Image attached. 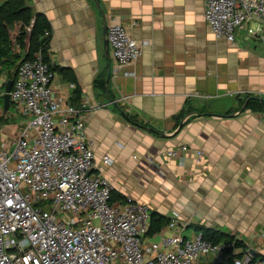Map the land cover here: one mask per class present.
Here are the masks:
<instances>
[{
    "label": "crops",
    "instance_id": "obj_1",
    "mask_svg": "<svg viewBox=\"0 0 264 264\" xmlns=\"http://www.w3.org/2000/svg\"><path fill=\"white\" fill-rule=\"evenodd\" d=\"M97 1L26 0L51 24L53 88L88 106L86 133L96 157L126 159L136 150L133 158L169 166L192 184L197 206L224 217L215 221L219 229L264 256V110L238 113L247 98L264 99V26L247 24L231 44L206 23L205 0ZM113 23L148 42L136 64H116L105 33ZM101 78L103 87L96 85ZM182 143L191 148L184 166L165 157ZM107 174L114 189L126 191L109 168Z\"/></svg>",
    "mask_w": 264,
    "mask_h": 264
},
{
    "label": "built area",
    "instance_id": "obj_2",
    "mask_svg": "<svg viewBox=\"0 0 264 264\" xmlns=\"http://www.w3.org/2000/svg\"><path fill=\"white\" fill-rule=\"evenodd\" d=\"M204 19L217 38L236 44L239 29L264 26V0H205ZM107 40L118 66L136 64L148 44L123 23L108 26ZM53 77L39 49L20 63L10 91L12 113L24 120L14 136L0 137V264H199L222 261L229 250L241 252L233 264H264L253 247L237 246L239 237L208 239L179 210L150 234L152 207L113 199L107 169L114 157H96L86 102L58 95ZM9 79L0 74V102ZM190 152L182 143L165 157L184 166ZM203 157L196 151L197 160ZM189 227L195 231L187 236ZM259 237L264 240V231Z\"/></svg>",
    "mask_w": 264,
    "mask_h": 264
},
{
    "label": "rangeland",
    "instance_id": "obj_3",
    "mask_svg": "<svg viewBox=\"0 0 264 264\" xmlns=\"http://www.w3.org/2000/svg\"><path fill=\"white\" fill-rule=\"evenodd\" d=\"M6 0H2V3ZM20 31L30 32V26H13L10 36L13 39V51L19 54V58H23L25 48L18 49V45H14L15 38ZM264 47V43L261 44ZM17 62L12 70H15ZM3 106V100L0 102ZM15 107L10 104L8 111L4 112L0 107V137H12L18 131L24 118L19 114H13ZM134 150L129 158H118L114 156L115 163L110 167V175L114 180H119L126 191L122 193L127 199H135L147 203L157 212L166 214L172 210H179L184 218L188 217L194 224L207 226L206 224L219 229L215 223L223 221L224 217H216L210 212L206 206H197L195 202L196 193L191 183H183L179 175L173 174V169L169 166L162 165L158 161H152L147 156L140 155V158H133ZM153 162V163H152ZM113 180V181H114ZM198 197V196H197ZM204 218H198V215ZM196 215V217H194ZM204 220V221H203ZM225 231L224 229L220 228ZM195 231L193 227H189L186 235H191ZM208 262L200 264H215L212 259ZM205 262V261H204ZM218 263V262H216Z\"/></svg>",
    "mask_w": 264,
    "mask_h": 264
},
{
    "label": "trees",
    "instance_id": "obj_4",
    "mask_svg": "<svg viewBox=\"0 0 264 264\" xmlns=\"http://www.w3.org/2000/svg\"><path fill=\"white\" fill-rule=\"evenodd\" d=\"M16 23H21L22 26H30L31 31L26 33L25 31H20L17 35L16 42L18 46L22 49L25 48L23 58H19V54L13 51V40L10 36L11 29ZM51 31V24L49 20L43 13H35L30 6L26 3V0H6L0 4V74L5 73L8 78L16 77L17 71L20 63L24 59L32 58L34 53L41 49L45 59H48L47 51L49 48L50 36L45 35V31ZM17 62L15 70L14 65ZM96 85L103 87L105 81L101 78L97 81ZM247 108L252 110H264V99L258 97H253L249 100ZM246 108V109H247ZM132 118V117H131ZM135 120L134 118H132ZM134 123L146 127L145 124L134 121ZM113 199H123L127 198L113 189ZM168 216L157 212L156 210L151 213L150 222V234H155L162 230V228L168 222ZM198 231H202L206 238L212 239L214 241L221 240H233L234 235L228 234L227 232L216 229L213 227H208L200 224H195ZM237 246L245 249L246 244L237 240ZM240 253L234 254L232 250L228 251V257L224 258L222 261H218L215 264H233L236 256H240ZM208 262L205 260L206 263ZM200 264V263H199ZM210 264V262L208 263Z\"/></svg>",
    "mask_w": 264,
    "mask_h": 264
},
{
    "label": "water",
    "instance_id": "obj_5",
    "mask_svg": "<svg viewBox=\"0 0 264 264\" xmlns=\"http://www.w3.org/2000/svg\"><path fill=\"white\" fill-rule=\"evenodd\" d=\"M95 2L99 5L98 1L95 0ZM105 33H107V27L105 28ZM14 79L15 77H12L8 80V82L6 83V86H5V94H4V98H3V109H4V112L8 111L9 107H10V104H11V99H10V91L12 89V86H13V83H14ZM108 79H110V75H108ZM107 79V81H108ZM252 97H249L247 98L246 102L244 103V105L242 106V108L239 110L238 113H242L246 110V107H247V104L249 102V100L251 99ZM184 125V122H182L179 126L178 129H181ZM148 130H153L151 127H146ZM158 134L161 136V137H164L166 136V134L164 132H158Z\"/></svg>",
    "mask_w": 264,
    "mask_h": 264
}]
</instances>
